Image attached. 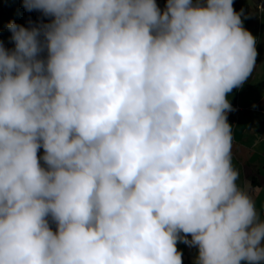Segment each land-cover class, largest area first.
Returning <instances> with one entry per match:
<instances>
[{
	"label": "clouds",
	"instance_id": "clouds-1",
	"mask_svg": "<svg viewBox=\"0 0 264 264\" xmlns=\"http://www.w3.org/2000/svg\"><path fill=\"white\" fill-rule=\"evenodd\" d=\"M0 4V264H182L178 240L264 264L228 123L258 54L240 0Z\"/></svg>",
	"mask_w": 264,
	"mask_h": 264
},
{
	"label": "crops",
	"instance_id": "crops-1",
	"mask_svg": "<svg viewBox=\"0 0 264 264\" xmlns=\"http://www.w3.org/2000/svg\"><path fill=\"white\" fill-rule=\"evenodd\" d=\"M240 2L247 7L246 14L249 13L243 19V27L254 37H259V42L256 45L258 54L255 68L246 85L242 90L238 87L233 88L228 96L230 102L242 108L228 120L232 126V165L239 174L237 185L252 199L260 219L264 220V11L258 8L259 5L264 8V0H240ZM44 55L46 56V52ZM260 82L262 84H257ZM252 85H260V87L251 92L249 88ZM37 155L39 158L43 157L42 147ZM40 163L46 167L42 159ZM48 219L50 226L57 229L51 217ZM188 238L191 239V234H188ZM182 242V240L177 241V250L182 253V264L196 263L198 247L185 243L181 245ZM185 255L190 256L191 260L187 261Z\"/></svg>",
	"mask_w": 264,
	"mask_h": 264
},
{
	"label": "rangeland",
	"instance_id": "rangeland-1",
	"mask_svg": "<svg viewBox=\"0 0 264 264\" xmlns=\"http://www.w3.org/2000/svg\"><path fill=\"white\" fill-rule=\"evenodd\" d=\"M3 1H6L10 7L13 6V4L15 3L16 4L15 11H16L17 15H21V16L23 15V10H24L23 0H3ZM156 3L161 10H164L166 8V5H167V0H156ZM51 19H53V18L48 17L49 22L51 21ZM10 36H12L11 33H10ZM263 72H264V70H263ZM257 84H262V82L257 83ZM259 87H260V85H257V86L252 85L249 89L251 92H254L256 90V88L259 89ZM260 91H261V89L258 91V95H259ZM181 245H184V242H182ZM185 259L187 261H190L191 257L188 255H185ZM192 264H196V263L192 262Z\"/></svg>",
	"mask_w": 264,
	"mask_h": 264
},
{
	"label": "trees",
	"instance_id": "trees-1",
	"mask_svg": "<svg viewBox=\"0 0 264 264\" xmlns=\"http://www.w3.org/2000/svg\"><path fill=\"white\" fill-rule=\"evenodd\" d=\"M0 12L2 14V16H7L10 12V9H8L5 5L0 4ZM29 14H31V19L34 20L35 23H37L39 20L44 18V14L42 11L40 10H32L29 12ZM11 17L13 19L16 18L15 13H11ZM15 22H17V20H15ZM19 23V21L17 22V24ZM15 43V42H14ZM13 50V49H12Z\"/></svg>",
	"mask_w": 264,
	"mask_h": 264
}]
</instances>
